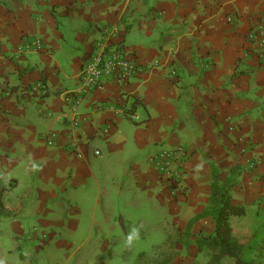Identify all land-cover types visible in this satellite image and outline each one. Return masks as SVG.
<instances>
[{"label":"crops","instance_id":"obj_1","mask_svg":"<svg viewBox=\"0 0 264 264\" xmlns=\"http://www.w3.org/2000/svg\"><path fill=\"white\" fill-rule=\"evenodd\" d=\"M263 17L264 0H0V264H101L92 252L130 246L150 207L181 239L191 220L193 241L210 235L208 162L221 185L234 171L243 258L264 264ZM110 29L144 71L77 107L67 97ZM32 39L43 50L21 53ZM179 146L172 181L148 159ZM187 255L169 264H213L194 242Z\"/></svg>","mask_w":264,"mask_h":264},{"label":"built area","instance_id":"obj_2","mask_svg":"<svg viewBox=\"0 0 264 264\" xmlns=\"http://www.w3.org/2000/svg\"><path fill=\"white\" fill-rule=\"evenodd\" d=\"M118 35L117 29L107 30V38L105 37L104 40L96 43L93 55L82 71L79 90L67 97L69 102L78 107L85 97L103 89L105 79L113 78L120 82H127L144 71V68L127 52L125 47L112 45ZM250 35L257 42V46L264 50V17ZM43 48V42L40 39H32L23 44L20 51L24 54H30L40 52ZM173 75H176V72H173ZM35 88L42 91L44 85L39 82ZM125 116L135 121L139 119L133 113H125ZM48 144L53 145V141L48 140ZM96 154L100 155L99 152ZM180 158L184 161L188 159L186 150L181 146L157 150L149 157L148 161L161 176L175 181V179H180L179 173L175 172V163ZM258 163L259 161H252L250 163L251 168L255 169Z\"/></svg>","mask_w":264,"mask_h":264},{"label":"trees","instance_id":"obj_3","mask_svg":"<svg viewBox=\"0 0 264 264\" xmlns=\"http://www.w3.org/2000/svg\"><path fill=\"white\" fill-rule=\"evenodd\" d=\"M208 163L212 169L210 205L197 219L211 217L215 224V230L210 235L196 237L195 245L199 252L204 250L212 252L213 264H221V261L226 258H230L232 264H263L243 258L250 234L244 232L246 208L232 202L230 189L236 183L234 171L226 184L221 185L218 181L219 169L214 163ZM194 223V220L188 223L184 233L185 238L192 237L191 231Z\"/></svg>","mask_w":264,"mask_h":264},{"label":"rangeland","instance_id":"obj_4","mask_svg":"<svg viewBox=\"0 0 264 264\" xmlns=\"http://www.w3.org/2000/svg\"><path fill=\"white\" fill-rule=\"evenodd\" d=\"M144 208L146 209L147 205ZM159 210L158 207L155 209L150 207L148 211L154 214L145 213L148 217L145 216L137 220L130 230L133 241L130 246L121 250L92 252V262L101 264H169L171 261L187 258L188 244L195 243V240L185 237L181 239L177 230L170 227L171 219L167 218L164 211L159 212ZM145 212L147 211L145 210ZM140 221H143L142 224ZM170 232L174 234H170ZM175 247L181 250L178 251L174 249ZM226 259L227 264H232L230 258Z\"/></svg>","mask_w":264,"mask_h":264}]
</instances>
